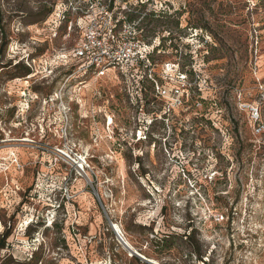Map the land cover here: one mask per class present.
Masks as SVG:
<instances>
[{"label": "rangeland", "instance_id": "rangeland-1", "mask_svg": "<svg viewBox=\"0 0 264 264\" xmlns=\"http://www.w3.org/2000/svg\"><path fill=\"white\" fill-rule=\"evenodd\" d=\"M109 15L137 24L156 70L186 73L164 120L116 69L65 83L86 23ZM62 86L71 120L43 103ZM258 125L264 0H0V264H264Z\"/></svg>", "mask_w": 264, "mask_h": 264}, {"label": "built area", "instance_id": "built-area-1", "mask_svg": "<svg viewBox=\"0 0 264 264\" xmlns=\"http://www.w3.org/2000/svg\"><path fill=\"white\" fill-rule=\"evenodd\" d=\"M100 6L104 7L101 4ZM108 7L105 5V13H111V9ZM140 32L137 24L126 21L125 17L119 18L109 15L108 23L92 20L87 22L85 29L81 31V36L70 50L71 57L77 60L78 63L70 68L65 77V83L76 75L89 74L101 77L107 71L116 69L117 73L123 78H127L126 81L132 79L131 86L134 89L129 94L135 100L139 112L142 111L144 105V85L145 83L150 84V90L154 98L161 101L162 105L159 110L160 115L155 114L149 117V120H164L165 116L173 111L175 107H179L187 97L189 92L187 75L179 69L178 64L169 62L161 64L160 69L156 70L157 64L152 60L155 48L152 44H146L139 37ZM27 66L29 65L27 64ZM171 79L172 83L169 84L168 81ZM63 87L46 95V97L44 96L43 103L48 109H58L60 120H71V107L62 97ZM103 108L105 127L106 129L111 127L110 131L114 134L113 120L115 116L107 111V102L104 103ZM142 114L150 116L144 111H142ZM252 117L255 121L258 120L257 109H252ZM137 120L141 119L137 117ZM151 123L153 121L149 125ZM263 129L264 126L258 125V132ZM146 138L147 135L144 138L139 137L137 141ZM80 168H83V166L81 165ZM223 219V214L217 216L218 221Z\"/></svg>", "mask_w": 264, "mask_h": 264}, {"label": "bare ground", "instance_id": "bare-ground-1", "mask_svg": "<svg viewBox=\"0 0 264 264\" xmlns=\"http://www.w3.org/2000/svg\"><path fill=\"white\" fill-rule=\"evenodd\" d=\"M24 221V220H23ZM32 221V219H28V221L26 222V221H24L25 222V224L26 225H28L30 222ZM51 223H53L52 222V220H49V222H48V225L47 226H50V224ZM113 228L115 229V230H118L121 234H122V240H120L123 244H124V242L123 241H125L127 244H128V246H126L128 249H131L132 247H131V244H130V242L128 241V239L124 236V234H123V232H122V230L120 229V227L117 225V224H115L114 226H113ZM117 233V232H116ZM119 233V234H120ZM132 253V252H131ZM136 254V253H135ZM146 258V257H145ZM148 260H146L147 262H149V263H151V264H155L156 263V261L155 260H153V259H150V258H147Z\"/></svg>", "mask_w": 264, "mask_h": 264}, {"label": "trees", "instance_id": "trees-1", "mask_svg": "<svg viewBox=\"0 0 264 264\" xmlns=\"http://www.w3.org/2000/svg\"><path fill=\"white\" fill-rule=\"evenodd\" d=\"M109 9H111V7H110V4H109V7H108ZM50 12V10H48L47 12H46V14H48ZM28 67V68H27ZM26 67V69H24V75H23V77H25V76H27V75H29V74H31L32 73V70H31V68L29 67V66H27ZM47 95H49V94H47ZM150 135H152V133L150 132L149 133ZM35 223H33V225H34ZM26 232H27V228H26ZM25 232V233H26ZM24 235H26V234H24ZM27 236V235H26ZM3 244H4V242L2 241V243L0 244V248L1 247H3ZM39 250H37L36 252H38ZM31 259H33V257L32 258H30L28 261H31Z\"/></svg>", "mask_w": 264, "mask_h": 264}]
</instances>
